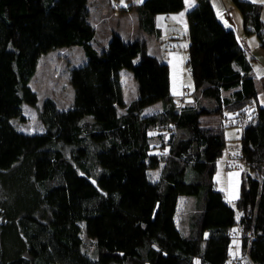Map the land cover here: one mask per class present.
Segmentation results:
<instances>
[{"label": "trees", "instance_id": "16d2710c", "mask_svg": "<svg viewBox=\"0 0 264 264\" xmlns=\"http://www.w3.org/2000/svg\"><path fill=\"white\" fill-rule=\"evenodd\" d=\"M88 2L0 0V264H228L233 238L242 256L264 264V108L246 123L257 83L234 32L210 0H197L187 15L192 103L177 108L168 65L148 54L144 39L126 42L113 33L100 51L92 47ZM233 2L264 50L260 7ZM183 6V0H145L139 24L159 36L151 19ZM70 46L86 57L70 70L72 106L60 110L47 98L38 111L44 131L20 132L12 119L23 121V107L37 104L29 81L39 58ZM123 69L138 89L128 106ZM156 102L162 109L144 115ZM225 122L244 124L233 205L214 180ZM160 164L151 182L148 171ZM180 196L195 199L187 235L174 220Z\"/></svg>", "mask_w": 264, "mask_h": 264}, {"label": "rangeland", "instance_id": "374dc122", "mask_svg": "<svg viewBox=\"0 0 264 264\" xmlns=\"http://www.w3.org/2000/svg\"><path fill=\"white\" fill-rule=\"evenodd\" d=\"M254 3L260 7V16L264 24V0H242ZM213 10L217 19L226 28L234 32L239 47L243 50L246 58L249 60L252 71L251 74L256 79V100L248 106L246 109L247 122H253L256 117L257 108H264V50L260 46V39L258 35L252 32V26L244 25V20L241 12L234 4L233 0H210ZM126 0H89L88 2V20L95 27V35L91 41V45L94 49L100 51V49L108 43L111 37V31L120 32L121 36L127 41L128 34L132 33V16L130 12H125L121 7L124 6ZM163 16V15H158ZM161 23V21H160ZM163 25V24H162ZM262 36L264 37V28L262 30ZM185 34L179 32L178 38L175 44L178 49L184 50L185 48ZM168 41L165 39L163 45ZM159 46V45H158ZM153 47V46H152ZM153 49H156L155 47ZM156 53V52H153ZM162 61V60H161ZM86 63L85 54L80 46H70L57 48L49 51L47 54H43L37 63L36 71L33 77L29 81V87L37 95V104L35 107L25 105L23 107L22 115L23 121L12 119V123L16 128L26 134H39L44 131L41 121L38 118V111L42 107L45 99H52L60 110H67L73 104L74 90L70 83V70L73 67H78ZM120 85L122 88V97L126 106L130 102L134 101L138 97L137 83L131 73L127 69H123L119 73ZM193 85V83H192ZM184 98V97H183ZM183 98H176V103H187L188 100ZM186 99V98H185ZM162 109L161 102H156L151 105L144 113L149 115L152 111H160ZM120 111L124 112L123 108ZM235 114H229V118L234 117ZM243 125L238 126H226L224 128L225 148L222 156L217 160L216 173L214 179L216 181V187L218 190L224 186L225 172L224 164L220 161L226 158L227 154L233 157V161L230 163L233 165H239L238 159L240 156V138ZM152 134H158L155 131ZM168 134L164 132L163 139L166 140ZM166 138V139H165ZM153 153L158 150H153ZM162 164L155 169L148 171V176L151 182L158 181L160 177ZM192 172L190 170L186 173V180L192 181ZM193 198V197H191ZM180 210L185 205V201L181 199ZM189 209H192L194 202L190 199L186 205ZM189 211L185 209L184 215H180L186 218ZM238 216V212L236 213ZM183 218V220H184ZM180 222V221H179ZM82 239L86 245V251L93 255V244L90 239L82 233ZM240 264H253L249 257L242 256L239 250V243L237 238H233L229 247V261L228 264L237 263Z\"/></svg>", "mask_w": 264, "mask_h": 264}, {"label": "crops", "instance_id": "0c3cea01", "mask_svg": "<svg viewBox=\"0 0 264 264\" xmlns=\"http://www.w3.org/2000/svg\"><path fill=\"white\" fill-rule=\"evenodd\" d=\"M117 1H119V0H117ZM144 1L145 0H126L125 5L121 7L125 12H130V14L132 16L131 17L132 18L131 31L133 29H134V31L132 33L128 34V40L126 41L121 36L119 31L115 32L114 30H112L111 35L113 33H117L126 42H131L137 38L144 39L147 43L148 54L153 56V57H156L160 61L162 60L161 62L166 63L168 65L170 93L173 97V100H174L176 107L180 108L182 105L191 104L192 103V97L190 96V93L193 90V85H192L191 75H190V73H189V71L185 65L186 47L188 44L187 15L196 6L197 0H183L184 6H183L182 10H180L179 12L170 13V14H166L163 16H158V15L154 16L151 19L150 23H152L154 25V27L158 30L159 36L150 35L143 28V26H140V24H139V22H140L139 18L140 17H139V13H138L137 9L143 4ZM181 14H183V15H181ZM145 17L146 16L144 14L143 18H145ZM145 19L147 20L146 22L148 24L150 17H146ZM160 21H161V23H160ZM179 32H182L183 35L185 34V36H186L185 37L186 43H185L184 50L178 49V47L175 45V44H177L176 40L178 38ZM165 39L168 42L165 45H163L162 43ZM154 47L156 49H153ZM153 52H156V53H153ZM179 97H181V98L184 97L183 100L184 101L188 100V102L185 104L181 103L180 105H178L176 103V98H179ZM149 107L150 106H148L144 109L143 114H145L144 112ZM156 112L157 111H152V113H150V114H153ZM228 155H230V154H227V156ZM227 156H226V158H227ZM226 158L224 157V159L221 160L220 162L223 164L225 162V165H226ZM217 167H219V166L217 165ZM224 168H225V166H224ZM215 183H216V181H215ZM239 188H240V172L232 169L229 172H227V174H225L224 186L222 189H220V191L223 192L226 201L230 205H233V203L238 198ZM181 199H183L185 201L184 202L185 205L183 207L181 206L182 209L180 210L179 205H181V202H180ZM190 199H192L194 202V206L192 209H189L186 206ZM185 209H187L189 211L186 215V218L181 216V215H184ZM180 211L182 214L180 213ZM194 211H195V199L194 198H191L188 196H180L178 198V203H177V208H176L174 220H175V224H176L177 228L184 235L188 234L189 217L191 216L192 213H194ZM179 213L181 214L180 217L178 216ZM183 218H184V220H183ZM238 243H239V247H240V240L239 239H238Z\"/></svg>", "mask_w": 264, "mask_h": 264}, {"label": "built area", "instance_id": "2783aa9c", "mask_svg": "<svg viewBox=\"0 0 264 264\" xmlns=\"http://www.w3.org/2000/svg\"><path fill=\"white\" fill-rule=\"evenodd\" d=\"M225 125H228L229 126V122H225ZM232 157L230 156V155H228L227 156V158H226V165H225V172H229L230 170H232V169H234V170H237V171H239L240 172V170L237 168V167H235V166H232L230 163H231V161H232ZM236 264H238V263H236Z\"/></svg>", "mask_w": 264, "mask_h": 264}, {"label": "snow or ice", "instance_id": "6c2138e0", "mask_svg": "<svg viewBox=\"0 0 264 264\" xmlns=\"http://www.w3.org/2000/svg\"><path fill=\"white\" fill-rule=\"evenodd\" d=\"M181 15H183V14H181Z\"/></svg>", "mask_w": 264, "mask_h": 264}]
</instances>
